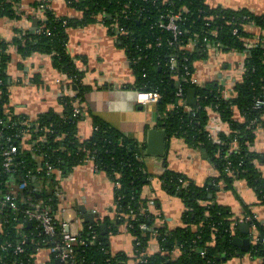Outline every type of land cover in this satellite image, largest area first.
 Returning <instances> with one entry per match:
<instances>
[{"label":"trees","instance_id":"1","mask_svg":"<svg viewBox=\"0 0 264 264\" xmlns=\"http://www.w3.org/2000/svg\"><path fill=\"white\" fill-rule=\"evenodd\" d=\"M67 3L80 17L60 16L51 6L46 10V18L36 21L34 30L19 32L12 42L23 56L35 52L52 55L54 68L64 73L73 87L76 85L77 95L63 98L62 116L51 114L39 122H31L13 112L7 72L11 44L0 40V118L5 122L4 135L11 142L0 140V167L9 145L16 146L19 152L15 172L0 179V199L12 193L16 203V207L0 203V264H36L41 250L63 243L62 222L58 219L62 209L58 175L67 177L89 160L115 184L116 210L114 217L82 225L81 241L73 245L65 264H128L127 253L114 254L111 248V237L124 227L135 237L136 257L144 261L138 264H220L235 257L241 251L233 244L240 234L238 227L231 230L235 214L230 207L216 202V195L220 190L233 192L235 182L244 181L264 206V153L253 148L259 131L264 129V107H256L264 99V15L246 9L214 8L206 0H67ZM170 13L181 15L179 27L183 34L177 40L171 31L156 24L162 15ZM0 14L17 17L8 0H0ZM98 21L108 25L113 36L112 27L116 24L128 32L118 42L135 74L136 91L161 95L155 105L157 126L167 132L169 140H184L193 149L205 150L218 173L204 186L172 170L158 176L162 188L180 198L185 206L184 226L174 231L155 226V214L150 209L152 200L143 195L144 189L151 186L145 146L134 144L96 117L91 137L78 136L84 110L75 117L74 109L85 102L89 88L82 83L84 74L69 53V31ZM213 32L217 33L214 40L225 46L224 52H243L247 41L257 36L261 39L258 47L248 50L244 75L228 101L219 81L192 83L198 62L210 57L203 40ZM172 59L176 62L174 68ZM180 89L184 92L183 99L177 98ZM191 90H195L193 104L188 102ZM211 111L218 112L230 129L220 133V143L207 130ZM25 135L30 139L26 140ZM234 141L238 149L230 151ZM22 183H27V188L20 190ZM242 205L252 218L249 224L253 231L263 239L264 221L255 219L252 206ZM37 211H46L53 217L56 236L46 235L39 221L29 220ZM102 225L106 228L102 229ZM142 225L147 228L142 229ZM93 236H97L94 243ZM153 238L159 241L161 250L149 255ZM19 246L22 252L17 251ZM174 249L181 251L176 260L169 255ZM249 253L264 264L262 241L253 242ZM57 260L51 254L48 264H56Z\"/></svg>","mask_w":264,"mask_h":264},{"label":"crops","instance_id":"2","mask_svg":"<svg viewBox=\"0 0 264 264\" xmlns=\"http://www.w3.org/2000/svg\"><path fill=\"white\" fill-rule=\"evenodd\" d=\"M43 0H8L16 13L15 18L0 14V40L10 43L8 52L11 62L8 66L9 102L13 112L39 122L43 116H62L65 111L64 97L77 95L76 85L68 83L67 76L53 66L52 55L35 52L23 56L12 42L19 32L34 30L39 19L38 7ZM60 16L80 17V13L69 7L67 0H48ZM211 7L225 9H246L258 15H264V0H206ZM40 21V20H39ZM36 23V24H35ZM253 31H256L255 28ZM69 53L84 74L82 83L89 88L85 102L80 105L84 110L78 123V136L88 139L94 131V117L99 118L110 128L120 132L126 139L142 147L148 143V132L157 126L158 113L155 105L141 106L137 103L135 89L136 78L128 56L119 42L111 34L110 27L102 21L94 22L83 28L69 31ZM242 53H222L211 55L197 64V75L202 82L220 80L224 73L239 75L244 63ZM219 125V124H218ZM221 124L218 132L228 130ZM161 130V129H160ZM30 136H26L29 140ZM28 146V144H25ZM188 148V149H187ZM254 150L264 153V129L258 133ZM147 149V147H146ZM203 149H192L178 139H167L162 156L147 154L145 162L151 174V186L144 189L143 195L151 199V210L155 214L157 228L168 231L184 226V203L162 188L160 177L166 170L182 173L198 186H204L210 178L217 176L212 164L203 157ZM61 188L60 219L71 223V230L81 232L85 223L80 217L78 207L97 214L96 223L107 217H114L116 210L115 184L109 177L97 169L92 161L76 167L67 177L59 174ZM216 202L231 208L235 216L245 215L242 203L252 206V211L264 221V206L259 204L256 193L244 181L235 182V191H218ZM252 236L256 232L252 230ZM239 237H245L239 234ZM237 237V236H236ZM135 237L124 227L121 232L111 237L114 254L125 252L130 257L128 264H138ZM253 244V243H252ZM252 246V245H251ZM161 250L159 241L153 238L148 254ZM168 253V252H167ZM50 251L41 250L36 264H48ZM174 259L181 256L179 249L169 251ZM261 259H254L250 253L242 250L233 258L224 259L220 264H261Z\"/></svg>","mask_w":264,"mask_h":264},{"label":"built area","instance_id":"3","mask_svg":"<svg viewBox=\"0 0 264 264\" xmlns=\"http://www.w3.org/2000/svg\"><path fill=\"white\" fill-rule=\"evenodd\" d=\"M51 7L50 1L48 0H43L41 2V4L38 7V11H37V18L39 20H44L46 18V10L48 8ZM181 21V15L180 14H167V15H162L159 20L157 21V25L159 28L161 29H166L168 31H171L173 33L174 39L177 40L182 34L183 31L180 29L179 27V22ZM115 31V39L118 41L120 39L121 36L124 35H128V32L122 28L119 27L118 24L114 25L112 27ZM237 31V30H236ZM235 31V33H236ZM48 35H50L48 33ZM209 36H211L210 38L205 37L204 38V46L206 48V50L209 52V54L211 55H219L222 53H237L239 51H229V52H224L223 49L225 48L224 45H222L221 43H219L218 41L214 40L217 38V33L213 32L210 33ZM199 39V35L196 36V41ZM199 43V41H197ZM261 42V39L259 36L255 37L254 39L247 41L246 45H245V51L243 52H239L242 53L244 55V63L241 66V70L239 71V75H234L233 73H224L223 77L220 80H215V81H219L221 86L224 89V99L225 100H230L233 96V91L235 89V86L237 84V82L242 80V77L244 75L245 72V62L247 60V58L249 57V49L252 48H256L258 47L259 43ZM262 46L264 47V38L262 39ZM193 44H195L193 42ZM176 65L175 60L172 59L171 62V66L172 68H174ZM188 75L192 76V74L190 72H188ZM192 83L194 85H200L202 82L198 75H197V71L196 73L193 75L192 77ZM177 98L179 99H183L184 98V92L183 89H180L177 93ZM161 100V95L158 92H154V91H144V90H140L137 91V97H136V101L139 105L141 106H148V105H156L157 103H159ZM256 107H264V99H261L257 102ZM211 116L209 118V122L207 125V130L209 131L210 137L212 139H214V141L216 143H220V138L219 135L222 132H229L230 129L226 130V131H222L219 132L218 134L216 132H218L219 126L221 124H223L224 126L226 125L225 123L222 122L220 115L218 112L216 111H211ZM81 113V109H80V105H77L74 109V116L77 117L79 116ZM5 122L0 118V140L2 139H6V141L10 144V139L8 140L5 135H4V126ZM219 124V125H218ZM260 132V131H259ZM23 133V132H22ZM26 133V132H25ZM24 133V134H25ZM26 136V135H25ZM237 148V141H234L232 143V147L230 151H236ZM17 156H19V152L16 146L13 145H9L8 148L4 151L3 153V157H4V161L2 164V167H0V179L2 177V175L4 174H10L15 172V159L17 158ZM92 160H89V162ZM93 162V161H92ZM50 172H51V168H50ZM27 188V183H22L19 186V189H26ZM15 197L14 194L12 193H7L4 195V197L2 199H0V203L2 206L5 205H10L12 207H16V203H15ZM2 209H0L1 211ZM66 210V209H65ZM62 210V214H63V219H64V211ZM60 215V214H59ZM58 215V219L61 220L62 224V244H57L55 245L53 248H51L49 251L52 255H55V257L60 260L62 262V264H65L66 261L69 259L70 254L73 252V245H75L76 243L80 242V232L79 233H75L71 230V223L66 221V220H62L60 219ZM254 217L255 219L258 218L257 215L254 213ZM235 219L231 230L234 231L235 228L239 227V225L241 224H245L248 223L250 221H252V218L250 216H248L247 214L245 215H240V216H235ZM30 221L36 220L39 221L41 223V225L43 226L44 229V233L48 236L54 237L56 236V228L54 226V219L53 217L46 211H37L34 212L30 215L29 217ZM142 229H146L147 226L146 225H142L141 226ZM251 229L253 230V227H251ZM97 239V236H93V241L92 243H94V241ZM262 241L264 243V238L261 239L259 238V235H253V242H259ZM85 243V242H82ZM140 243H137V245H139ZM18 252H22L23 249L19 246L17 248ZM202 255H205L204 251H201ZM144 262L143 260L139 259V262Z\"/></svg>","mask_w":264,"mask_h":264},{"label":"water","instance_id":"4","mask_svg":"<svg viewBox=\"0 0 264 264\" xmlns=\"http://www.w3.org/2000/svg\"><path fill=\"white\" fill-rule=\"evenodd\" d=\"M36 24V23H35ZM188 102L190 104L195 103V90H191L189 92ZM168 136L167 132L164 129H156L152 128L148 132V143L146 145L147 154H153V155H160L162 156L165 152L166 142H167ZM203 157L209 161L208 154L205 150H202ZM210 162V161H209ZM78 210L80 212V217L85 221V223L88 224H96V218H98L97 214L89 213L84 206L78 207ZM102 229L106 228L105 225H102ZM239 233L241 235H246L245 237H235L233 240V244L236 247H239L244 253H249L251 245L253 243V237H252V229L251 225L248 223L241 224L238 227ZM56 264H62L60 260L56 261Z\"/></svg>","mask_w":264,"mask_h":264},{"label":"rangeland","instance_id":"5","mask_svg":"<svg viewBox=\"0 0 264 264\" xmlns=\"http://www.w3.org/2000/svg\"><path fill=\"white\" fill-rule=\"evenodd\" d=\"M182 144H184V145H186V146H188L189 148H191L189 145V143H187V142H185L184 140H179ZM188 149V148H187ZM193 149V148H192Z\"/></svg>","mask_w":264,"mask_h":264},{"label":"flooded vegetation","instance_id":"6","mask_svg":"<svg viewBox=\"0 0 264 264\" xmlns=\"http://www.w3.org/2000/svg\"><path fill=\"white\" fill-rule=\"evenodd\" d=\"M253 237V236H252ZM234 240V239H233Z\"/></svg>","mask_w":264,"mask_h":264}]
</instances>
